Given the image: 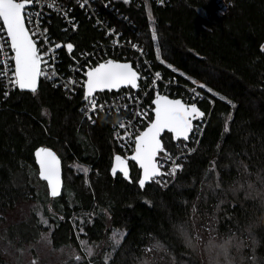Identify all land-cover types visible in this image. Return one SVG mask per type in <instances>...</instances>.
I'll use <instances>...</instances> for the list:
<instances>
[{
  "label": "trees",
  "instance_id": "1",
  "mask_svg": "<svg viewBox=\"0 0 264 264\" xmlns=\"http://www.w3.org/2000/svg\"><path fill=\"white\" fill-rule=\"evenodd\" d=\"M106 1L107 6L98 4L100 15L142 47L155 70L171 81L177 78L191 85L197 81L207 86L201 88L205 92L213 89L207 92L213 103L197 102L209 115L200 144L171 185L163 188L159 182H150L141 189L137 183L141 169L135 162H130L131 180L111 173L114 156L122 154L114 135L120 115L99 111L94 123L84 117L83 82L72 91L42 75L36 94L15 89L5 100L0 84V235L6 234L18 246L36 240L43 227L36 211L5 224L10 211L34 201L52 229L53 245L79 250L81 260L70 259L69 264H164L172 258L198 264L207 254L209 260L225 264L219 247L214 254L185 243L180 225L192 232L196 220L217 230L222 244L230 237L244 243L251 225L255 244L247 241L236 261L235 255V260L231 258L237 252L232 239L228 259L237 264H264V210L259 208V197L245 199L244 194L250 182L254 185L250 195L259 192L264 197V84L251 77L264 78V53L259 50L264 40V0H227L224 10L218 0H166L164 5L156 0ZM72 15L78 24L74 30L63 29L65 23L55 14L46 22L62 43L58 68L65 73L81 53L107 43L105 32L84 10L74 6ZM67 43L74 45L71 53L65 49ZM100 51L97 55L103 54ZM135 53L126 50L108 57L133 62L140 73L138 88L98 92L100 101L147 90L148 72L131 56ZM108 57L98 56L91 67ZM172 91L174 98L179 97L174 92L182 93L179 86ZM154 98L151 91L146 101L152 104ZM162 140L164 149L172 151L180 141L169 132ZM39 146L53 148L63 160L64 188L58 197L38 187L42 183L34 151ZM70 162L87 166L88 175L68 178ZM239 184L245 190L235 191ZM81 227L84 232L79 231ZM114 230L123 232L115 247L109 241ZM81 238L99 243L98 251L88 257L80 247ZM157 244L154 256L145 251ZM107 252L111 259L105 261Z\"/></svg>",
  "mask_w": 264,
  "mask_h": 264
},
{
  "label": "snow or ice",
  "instance_id": "2",
  "mask_svg": "<svg viewBox=\"0 0 264 264\" xmlns=\"http://www.w3.org/2000/svg\"><path fill=\"white\" fill-rule=\"evenodd\" d=\"M33 4V0H0V52L4 50V47L10 41V48L14 51V71L12 72V78L9 83L10 86L18 90H27L32 94H36L38 90V79L41 75L48 76V73H42V52L38 49L37 44L32 38V33L26 28V19L31 21L32 13H26V6ZM52 5H49L51 7ZM67 15V13H65ZM75 28V23L72 24ZM47 32V29L44 30ZM6 36V38H5ZM152 39H156V32L153 29ZM60 44H56L55 48L59 49ZM136 47V45H133ZM66 48L69 53L72 52L74 45L67 43ZM259 50L264 52V44L259 46ZM52 49H49L51 52ZM159 51V50H158ZM172 67V65H168ZM6 72H0V76H6ZM54 75V73H53ZM160 73H156L159 76ZM86 80L83 81L84 88V99L88 103L87 112H99L104 109V104H98L94 93L98 90L103 91L105 89H120L122 86H130L131 88H138V78L140 73L136 71L131 63H121L116 60L108 59L102 63L96 64L94 67H88L85 72ZM191 79V77H189ZM195 82V81H194ZM67 88V85H65ZM200 88H206L204 84L199 85ZM209 94L213 93V89L207 88ZM8 91H4L3 95L8 96ZM199 96V94H195ZM231 104L232 102L229 101ZM154 108V119H150L147 127L143 131L134 137L135 148L130 157L132 161L138 163L139 168L142 169V175H140L137 183L141 189L146 187L149 182H160L166 184L164 176L174 177L178 170H182L183 166L180 163H173L172 167L165 173L162 171L163 165L158 159L159 156L163 155L165 160H171V156L164 151L162 145L161 134L168 130L170 134H174L175 139H182L187 141L189 134L194 131L193 121L197 118H203L205 112L197 106V103L193 102L190 104L184 103L181 99H170L167 95H160L157 93L155 100L153 101ZM124 107H127L125 105ZM119 110V106H117ZM87 118L94 123L93 116L88 115ZM231 118V117H229ZM130 123V122H129ZM118 127L125 129L124 123H118ZM117 139L120 138L119 132L115 133ZM132 134L125 130L124 137H130ZM192 151V149H189ZM37 162L39 163V176L48 182L51 197L55 198L60 195L61 178L59 159L55 152L50 148L39 147L35 151ZM245 172H248L247 166H244ZM123 174V177L130 179L129 167L127 159L121 155L115 156V164L111 171L113 175L117 174V171ZM87 171V169H84ZM264 183V179L261 181ZM217 187H220L217 183ZM254 188L252 183L247 184V190H245L244 184L236 186L235 191L245 190V199L257 200L259 197V208L264 210V197H260V193L257 192L256 196H251L250 192ZM40 222L48 224V220L41 217ZM180 230L185 238V243L190 247L195 248L196 244L193 243V236L190 232L184 229L183 225H180ZM80 232H84V228L79 229ZM246 231L251 235L252 226L249 225ZM122 233L114 231L112 233L113 247L119 245ZM232 239L225 241L224 244L220 245L221 251L219 255L225 256V264H232L228 259L230 255L228 249L232 246ZM41 240L51 246L52 241L50 238V230L48 233L41 234ZM0 241L5 244V252L9 248L13 247V241L7 237V235H0ZM209 250L212 249V244L209 242L206 245ZM243 241L237 239L236 248L239 250L243 247ZM80 247L84 249L87 256L93 255V245L88 241L80 240ZM98 247V245L96 246ZM159 245H154L152 249H145V251L155 250ZM21 255L26 251L24 248L16 249ZM31 250V246L30 249ZM105 261L111 259L110 254L105 253ZM255 259V257H253ZM74 260L79 262L81 257L79 255L74 256ZM29 264H39V257H33ZM91 264V261L88 262Z\"/></svg>",
  "mask_w": 264,
  "mask_h": 264
},
{
  "label": "built area",
  "instance_id": "3",
  "mask_svg": "<svg viewBox=\"0 0 264 264\" xmlns=\"http://www.w3.org/2000/svg\"><path fill=\"white\" fill-rule=\"evenodd\" d=\"M137 1L138 0H131ZM158 4L164 5L166 0H156ZM219 6L221 10L226 9L229 6V2L227 0H218ZM104 4L107 6L108 1L106 0H33V4L26 6V13H32L31 21L26 19L27 27L32 33V37L37 44V47L42 52V72L48 73L49 76L53 77L56 80L57 84H61L66 89L75 91V89L86 80L85 72L88 67H91L93 60L97 59L98 56H107L109 54L121 53L124 51H135V55L131 54L139 63L143 70L148 72L149 86L146 91L142 94L126 92L116 96L112 100H99V96L97 94L94 95L98 104H104L105 107L103 110H109L112 113L119 114V118L117 124L114 128V135L116 132H119L120 138L117 139L118 146L120 148V152L123 156L130 155L134 148V137L139 134L140 131H143L144 123L147 125L150 122L149 116L153 113L154 105L149 104L146 101L149 93L151 91L154 92V97H156L157 93L171 96L173 95L172 88L180 87L182 93L174 92L176 95H179L180 98L184 100L186 103H197L198 101L207 99L210 102H214L213 98L204 90L199 88L196 85H191L189 83H179L177 78L166 79L163 76L162 72L155 70L152 67V63L150 59L147 58L146 53L142 47L136 45V42L126 39L123 35V32L116 29L115 26L110 25L108 20L100 15L98 11V4ZM49 5H52L49 7ZM74 6L84 10L90 17L94 19V23L96 26L100 27V30L104 31V37L107 39V43H99V45L94 46L90 50L85 53H81L79 58H74L75 62L73 66L70 68L69 73H65L63 70L58 68L59 63L61 62L60 52L62 48V43L58 41L51 34L49 30V26L46 23L48 21L49 15L55 14L59 16L62 21L65 23L63 29H76L78 24L76 23V18L72 15V11ZM67 13V15H65ZM75 23L76 27L73 28L72 24ZM0 25H2V21H0ZM47 29V32L44 30ZM6 38V36H5ZM56 44H60L61 47L59 49L55 48ZM264 44V40L261 42ZM260 44V45H261ZM65 44V49L67 50ZM136 45V47H133ZM49 49H52L49 52ZM112 52L109 53L108 50ZM103 54L97 55V52H101ZM68 51V50H67ZM264 53V52H262ZM14 54L10 48V41L4 47V50L0 52V72H6V76H0V84L4 91H8V96L14 92L16 88L10 86V79L12 78V72L14 71ZM104 60V59H103ZM54 73V75H53ZM156 73H160L159 76H156ZM258 83L264 84V78L259 75L251 76ZM199 94L196 96L195 94ZM181 94V95H180ZM8 96L3 95V100H5ZM174 97V96H171ZM127 105V107H124ZM117 106H119V110H117ZM88 103L84 106L82 112L84 117L87 118L88 115L93 116L94 120L97 116V113L87 112ZM1 109V102H0ZM101 110V111H103ZM88 119V118H87ZM153 119V117H152ZM209 115H205L203 118L195 119L193 122L194 131L190 133L189 139L187 141H177L175 151L171 149H164L165 153L171 156V160H165L163 155L159 156L158 159L160 163L163 165L162 171L167 173V171L172 167L173 163H180L182 166L187 158L193 154L197 147L200 144V140L203 136L204 130L206 128V124L208 122ZM89 120V119H88ZM124 123L126 128L121 129L118 127V123ZM130 122V123H129ZM129 131L132 135L130 137H124V131ZM192 149V151H189ZM179 170L175 174L174 177H169L167 175L164 176V181L167 183L163 184V188H167L171 185L178 174ZM160 183V182H159Z\"/></svg>",
  "mask_w": 264,
  "mask_h": 264
},
{
  "label": "rangeland",
  "instance_id": "4",
  "mask_svg": "<svg viewBox=\"0 0 264 264\" xmlns=\"http://www.w3.org/2000/svg\"><path fill=\"white\" fill-rule=\"evenodd\" d=\"M195 84L200 85V83L197 81ZM84 169H87V171H85ZM81 173L84 174L85 176L88 175L89 169L87 168V166L82 165V164H77L74 162L68 163V167H67V177L68 178H73V177H75ZM84 179H85L84 181H87V177H85ZM39 180L41 181L42 184L38 185V187L42 186V189L48 191V186H47L46 181L41 180L40 178H39ZM33 211H36V214L38 215L39 221H40L41 217L46 218L45 215L42 213L43 211L38 208L37 204L34 201H32L29 203H21L16 207V209L10 211L6 216L5 224L11 223V222L16 221V220L26 219L27 216L32 215ZM41 224L43 227H42L40 234L36 240H30L29 242L23 243L21 246H18L19 244L14 242L13 243L14 246L11 247V249H8L7 252H5V250H4L5 244L2 241H0V253H1V258H2L0 264H29V262L33 259V257H39V264H69V260L74 259V256H76V255L80 256L79 250H77L72 245L62 246L60 248H57L53 245V242H52L51 246L44 243L41 240V234L42 233H48L50 230V238H51L52 229L49 226V224H43V223H41ZM1 225H3V223H1L0 226ZM185 230L190 232L194 238L193 243H195L196 246H195V248L191 247L192 249L211 252L214 254L218 253L217 252L218 247L220 246V244L223 243V240L216 238L218 236V233L216 232L217 230H212L207 225L201 224L200 220L199 221L196 220V226L194 225L192 232L189 231L188 229H185ZM116 232L123 234L122 230H116ZM111 237H112V235L109 237V241H110V243H113ZM207 237H209L210 239H208ZM117 238L120 239V241H121L122 237L118 236ZM231 238H233V242L237 241L236 238H234V237H231ZM247 239H248L247 240L248 242L255 244V240L253 238L251 239L250 235H248ZM81 240L88 241L86 238H81ZM51 241H52V238H51ZM247 241H245L243 243V245ZM88 242L93 245V255H94L98 251L99 243H96V242L93 243L92 241H88ZM209 242H211V244H212L211 250H209V248L206 246L209 244ZM97 245H98V247H96ZM232 245H234V244H232ZM30 246H31V250H28V249H30ZM159 246H160V244H159ZM21 247L26 249V251L22 255L20 253H18L16 250V249L21 248ZM245 248H246L245 245L243 247H241L239 250H237V248L234 247L233 249H235L237 252L233 253V256L231 258H234V260H235V257H234V255H235L236 261H238L240 256H242L241 251ZM81 249H82V252H84V249L83 248H81ZM149 249H151V248H149ZM229 249H232V247H230ZM149 251H151L150 255L154 256V250L153 251L149 250ZM107 253L110 254V252H107ZM155 253L158 254V250H156ZM110 256H111V254H110ZM88 257H90V256H88ZM236 261L235 262L231 261V262H232V264H237ZM204 262L208 263V264H216V263L222 264L221 261H214L213 259L209 260L208 254H207V258ZM204 262H199L198 264H205ZM223 262L225 263V261H223ZM152 264H154V262H152ZM164 264H186V261H180L179 258L178 259L172 258L169 262L164 263Z\"/></svg>",
  "mask_w": 264,
  "mask_h": 264
},
{
  "label": "water",
  "instance_id": "5",
  "mask_svg": "<svg viewBox=\"0 0 264 264\" xmlns=\"http://www.w3.org/2000/svg\"><path fill=\"white\" fill-rule=\"evenodd\" d=\"M26 28L28 29V27H27V24H26ZM29 30V29H28ZM33 38V37H32ZM36 43V42H35ZM13 54H14V51H13ZM108 59H112V60H116V61H119V62H121V63H125V62H127V63H131L132 65H133V67H134V69L136 70V71H138V69L134 66V64H133V62L132 61H130V60H128V61H123V60H118V59H116V58H114V57H108V58H106V59H104V60H102L101 62H99V63H102V62H104L105 60H108ZM94 67V66H93ZM41 70H42V64H41ZM139 72V71H138ZM41 77H42V75L39 77V79H38V89H39V86H40V83H41ZM140 77V76H139ZM86 79H87V77H86ZM138 82H139V78H138ZM128 87H130V86H122L120 89H112V90H107V89H105V90H103V91H119V90H121L122 88H128ZM135 89H137V88H135ZM21 91H27V90H21ZM103 91H97L96 93H98V92H103ZM96 93H94L93 95H95ZM160 95H164V94H160ZM168 96V95H167ZM169 98L170 99H181L183 102H184V100L182 99V98H180V97H178V98H174V97H171V96H169ZM155 100V98L153 99V101ZM153 101H152V103H153ZM184 103H186V102H184ZM186 104H189V103H186ZM154 105V104H153ZM198 106V105H197ZM199 107V106H198ZM200 108V107H199ZM202 111V110H201ZM153 119H154V112H153ZM198 119V118H197ZM194 122V121H193ZM166 132H168V130H165V132L164 133H162L161 134V140H162V136L166 133ZM173 135V138H174V134H172ZM190 135V134H189ZM174 140L176 141V140H178V139H175L174 138ZM179 140H182V139H179ZM162 145H163V140H162ZM39 147H45V148H50L53 152H55L56 153V155H57V157H58V159H59V168H60V178H61V188H60V195H61V193H62V191H63V188H64V172H63V160H62V158L60 157V155L53 149V148H51V147H48V146H39ZM38 147V148H39ZM37 149V148H36ZM36 149H35V151H36ZM35 151H34V157H35V162H36V164H37V166H38V176H39V168H40V166H39V163L37 162V159H36V156H35ZM133 153V152H132ZM132 153L130 154V155H128V156H123L122 154H116V155H121L122 157H124V158H126L127 159V162H128V167H129V175L131 174V167H130V162L132 161L131 159H130V157H131V155H132ZM115 155V156H116ZM115 156H114V158H113V162H112V166H111V169H112V167L114 166V164H115ZM133 162H135V161H133ZM136 163V162H135ZM137 164V166L139 167V165H138V163H136ZM111 173H112V171H111ZM122 174L120 171H119V169H118V171H117V174ZM116 174V175H117ZM116 175H114V176H116ZM123 175V174H122ZM141 175H142V169H141ZM39 178L41 179V180H44V179H42L40 176H39ZM125 178V177H124ZM127 179V178H126ZM129 180H131V179H129ZM44 181H46V180H44ZM46 183H47V186H48V182L46 181ZM150 183V182H149ZM148 184V183H147ZM146 184V185H147ZM48 192H49V196L51 197V195H50V189H49V187H48ZM60 195H58V196H60ZM57 196V197H58ZM53 198V197H52Z\"/></svg>",
  "mask_w": 264,
  "mask_h": 264
}]
</instances>
